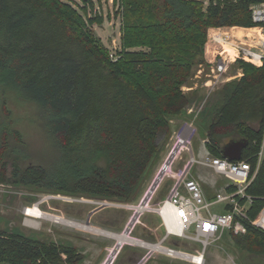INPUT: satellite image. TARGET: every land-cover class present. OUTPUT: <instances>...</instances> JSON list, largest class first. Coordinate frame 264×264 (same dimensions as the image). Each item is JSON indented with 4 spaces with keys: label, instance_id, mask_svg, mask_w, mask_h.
<instances>
[{
    "label": "trees",
    "instance_id": "obj_1",
    "mask_svg": "<svg viewBox=\"0 0 264 264\" xmlns=\"http://www.w3.org/2000/svg\"><path fill=\"white\" fill-rule=\"evenodd\" d=\"M63 0H0V184L133 203L173 134L172 120L202 101L187 93L200 67L209 68V29L257 25L251 5L264 0H115L123 8L122 50L113 60L88 17ZM264 25V22L259 23ZM133 48H147L133 49ZM240 77L226 81L195 120L212 156L245 139L242 160L255 177L249 215L264 214V63L237 59ZM32 103L52 143L47 165L23 166L28 145L9 100ZM214 195H209V198ZM160 216V215H159ZM264 255V231L229 232ZM61 253H65L63 258ZM74 245L0 228V264H79Z\"/></svg>",
    "mask_w": 264,
    "mask_h": 264
},
{
    "label": "rangeland",
    "instance_id": "obj_2",
    "mask_svg": "<svg viewBox=\"0 0 264 264\" xmlns=\"http://www.w3.org/2000/svg\"><path fill=\"white\" fill-rule=\"evenodd\" d=\"M78 9L85 17L83 7L85 3L82 0H63ZM94 8L88 6V17L102 15L104 21L102 24L94 23L92 29L102 43L109 49L110 53H118L122 50V21L123 8L120 1L115 0H92ZM211 0H204L208 6ZM243 26H224L216 32L224 37L218 43L219 50L226 48L229 53V68L224 70L218 78L219 81L212 86L213 88L203 93L204 98L193 113L199 114L200 111L214 98L216 91L226 81L227 73L233 74L239 68L235 63L238 51L232 45L233 40L246 36L258 47H261L264 40V27ZM264 26V25H263ZM209 39V38H208ZM211 42H213L211 40ZM136 50L147 48H133ZM226 63L220 56L215 63L219 68ZM217 69V67H216ZM240 69V68H239ZM208 68H203V73L199 77V82L209 78ZM242 71V69H240ZM198 70L196 71V73ZM213 77V74H212ZM193 83V81H192ZM205 92V91H204ZM9 100V107L13 111L16 127L22 132L23 138L28 145L26 154L28 155L21 164L23 166L33 164L47 165L50 153L52 152V143L46 131L41 125L37 116L35 106L30 102L19 101L15 93ZM172 137L165 138L163 141L164 149L161 159L157 163L152 176L145 182L142 193L138 200L126 203L117 200L95 199L88 196H71L60 193H49L40 191L37 187L20 184H0V228L11 232H19L29 235L34 239L47 242H57L59 244L74 245L79 253L82 254V260L79 264H104L116 244V240L95 232L81 229L75 226H69L63 223H56L46 218H38L39 225L32 228L26 223V216L23 209L27 205H34L40 202V208L45 211L63 215L80 222H91L93 225L111 230L114 232H123L134 213L133 206L138 205L147 193L152 182L155 180L163 165L167 162L170 153L175 148L178 136L186 135L191 143V147L181 149L172 161V172L179 173L187 167L189 161L194 157L196 160L190 166L189 176L200 180L206 195H215L220 189L227 185L226 179L217 174L212 167L204 165L205 162L213 156L209 153L203 156L205 151V131L195 123H181L174 126ZM182 135V136H184ZM186 138V139H187ZM177 181V177L170 171L165 174L159 183V186L148 204V209L142 213L139 221L131 231V236L139 241L158 243L163 240L166 229L163 221L156 211L164 200L170 195L172 188ZM47 197L45 200H41ZM61 197V198H58ZM261 230V229H259ZM264 231V230H263ZM166 246L174 247L178 250L202 254L203 245L192 239L171 237L163 242ZM157 245V244H156ZM161 245V244H160ZM151 248L133 243H125L119 250L112 264H138L143 258L147 257L144 264H198L192 260L169 255L166 252H151ZM150 254V255H149ZM66 258L65 253H61ZM202 264H264V255H258L250 252L241 244H238L229 232L217 241L211 243L204 251V261Z\"/></svg>",
    "mask_w": 264,
    "mask_h": 264
},
{
    "label": "built area",
    "instance_id": "obj_3",
    "mask_svg": "<svg viewBox=\"0 0 264 264\" xmlns=\"http://www.w3.org/2000/svg\"><path fill=\"white\" fill-rule=\"evenodd\" d=\"M250 9L252 11L254 21L257 25H259L256 27L263 28L264 26L259 23L264 22V2L252 4ZM221 28L222 27H217V29L213 30L217 31ZM210 32L211 30L209 31L208 41L217 40L216 36L219 33L215 32L214 35L211 36ZM219 39L224 40V37L219 35L218 43L220 42ZM232 45L235 46L238 51L235 59H244L258 66L264 63V40L260 45L261 47H258L250 40L249 36H246V40L239 37V39L233 40ZM110 55L113 60H117L119 58L118 53H110ZM220 56L226 63L222 64L220 68L218 67L220 70L218 74L216 73L217 69H211L212 74L216 78H219L221 72L227 69V62L229 61L230 55L227 49L224 48L219 50V57ZM214 82L217 81L215 80ZM179 139L180 138L178 137L177 143L179 142ZM185 146L191 147V143H187ZM185 146L181 148L180 145L179 151ZM263 156L264 144L259 152V165ZM195 160L196 159L192 157L187 167L179 173L172 172L171 166L173 163L171 162L168 164V160L160 170L162 171L166 164H168L165 174L170 171L177 177V181L172 188L170 195L164 200L161 206L156 208V211L160 215L166 229V234L162 242L169 240L171 237L184 239L189 238L202 243V255H204V251L208 248V246L219 240L225 232H233L235 235H244L248 232L249 225L254 228L264 230V214L258 219H252L249 215L255 197L248 192V187L256 175V173L252 174L251 163L248 160H231L225 156H213L208 160V162H201L204 165L212 167L217 174L223 176L227 181L226 186L220 189L214 197L209 198L206 195L200 180L193 176H189L190 166ZM45 199H47V197L41 200ZM40 203L41 201L36 204L40 206ZM34 206L35 204L27 205L23 209V213L26 216V223L28 219L37 221L39 218L38 216H32L28 211L29 208ZM45 212L55 215L58 218L63 217V215L60 214L48 211ZM37 222V224H27L28 226L30 225V227L34 228L39 225V221ZM166 247L175 251H181L174 247ZM151 252L163 251L159 249H151ZM176 256L182 258L179 255ZM147 258L148 256L143 258L138 264H144ZM196 261V263L202 264L200 260ZM202 261H204V258Z\"/></svg>",
    "mask_w": 264,
    "mask_h": 264
},
{
    "label": "bare ground",
    "instance_id": "obj_4",
    "mask_svg": "<svg viewBox=\"0 0 264 264\" xmlns=\"http://www.w3.org/2000/svg\"><path fill=\"white\" fill-rule=\"evenodd\" d=\"M215 32H216V30H211V32H210L211 36H213ZM218 38H219V34H217V36H216L217 40H215V41L212 40L213 43L218 42ZM212 46H213L212 43L208 44L209 51H211ZM178 137L180 138L179 142L175 145V148L170 153V156L168 158V164L171 163L173 161V159L175 158V156L177 155L179 148H180V145L182 148L187 143H189V141L184 136H178ZM168 164H166V166L163 168V170L159 172V174L157 175V177L155 178V180L152 182L151 186L149 187L147 193L143 197L142 201L138 205L133 206L134 213L131 216L129 223L127 224V227L124 229L123 232H114L111 230L103 229V228H100V227L93 225L90 221L84 223V222L76 221V220H73L70 218H65V217L58 218L55 215L48 214L45 211H43L38 204H35L34 207L29 208L28 211L30 212V214L32 216H38L41 219L46 218L49 220H53L54 222H60V223H63V224L69 225V226L79 227V228L84 229V230H88L91 232H95L97 234H101V235H104L107 237L114 238L116 240V244L113 247V250L109 254V256H108V258L104 264H112L113 261L115 260L116 256H117V254L119 253V250L122 248V246L125 243H133V244H137V245H141V246H147V247H150L152 250L159 249V250L166 252L167 254L173 255V256L174 255L180 256V254H182V257L185 259L192 260L193 262H195L196 260H200L203 263L202 259L204 258V255H202V254H190L187 252L175 251L173 249L166 247L162 241L157 243V245H156V244H153V243L147 242V241H139V240H137L131 236V231L133 230V228L135 227V225L139 221L140 216L142 215V213L144 211H146L148 209L149 201L151 200L152 196L156 192V190L159 186V183L161 182L163 176L165 175V170L167 169ZM27 223L37 224L38 222L28 219Z\"/></svg>",
    "mask_w": 264,
    "mask_h": 264
},
{
    "label": "crops",
    "instance_id": "obj_5",
    "mask_svg": "<svg viewBox=\"0 0 264 264\" xmlns=\"http://www.w3.org/2000/svg\"><path fill=\"white\" fill-rule=\"evenodd\" d=\"M213 29H217V28H214V27L213 28H210L209 31L210 30H213ZM209 43H212L213 44L211 51H209V49H208V44ZM217 43L218 42L213 43L211 41L210 42L207 41V44H206V58H207L208 63L210 64V67L208 68V69H210L209 71H211V69L212 70H214V69L216 70V67H217L216 73L218 74V72L220 70H219L218 66H216V64H215L218 61V59H219V45ZM229 67L230 66L228 65L227 66V69ZM203 68L204 67H200L198 69V72L195 74L194 78L192 79L193 83L187 84V85H185L183 87V89H184L185 92H187V93L194 92V94H195L198 91V88H200L199 90H202L203 93H206V92H209L213 88L212 87V86H214L213 83H217L219 81V79L216 78L214 75L212 77V73L207 72V75H209V78H207L206 80H203V82H199L200 80H198V79H199V77H201V74L203 73ZM229 70H230V68H229ZM199 73H201V74H199ZM225 73L221 72V75L222 74H225ZM227 74L229 76H227L226 81H228V80H230L232 78H235V77H240L243 74V72L239 68H237L236 71H235V73H233V74L227 73ZM215 80L217 82H214ZM226 81H224V83ZM203 93H200V94H203ZM199 102H201V101H199ZM198 106L199 105L197 104V101L191 103L187 107L186 113H185V115L183 117L175 118V119L172 120L173 134H174V132H176V131H174L175 130L174 129V126H176L178 124H181V123H195V120L197 119L198 114L193 113V112L196 110V108ZM173 134H172V136H173ZM182 135H184V134H181V136ZM184 137L187 138L186 135H184ZM187 140H188V138H187ZM204 142H206V139L205 138H204ZM207 154H209V151L207 150L206 145H205V151H204L203 156L206 157Z\"/></svg>",
    "mask_w": 264,
    "mask_h": 264
},
{
    "label": "water",
    "instance_id": "obj_6",
    "mask_svg": "<svg viewBox=\"0 0 264 264\" xmlns=\"http://www.w3.org/2000/svg\"><path fill=\"white\" fill-rule=\"evenodd\" d=\"M246 144L247 141L245 139L229 141L223 149V156L231 160H242V151Z\"/></svg>",
    "mask_w": 264,
    "mask_h": 264
}]
</instances>
